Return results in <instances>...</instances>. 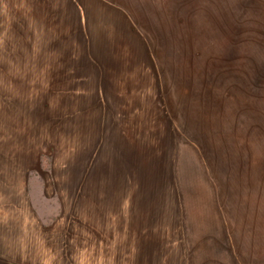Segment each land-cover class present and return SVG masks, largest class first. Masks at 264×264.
Returning a JSON list of instances; mask_svg holds the SVG:
<instances>
[{"label": "rangeland", "instance_id": "obj_1", "mask_svg": "<svg viewBox=\"0 0 264 264\" xmlns=\"http://www.w3.org/2000/svg\"><path fill=\"white\" fill-rule=\"evenodd\" d=\"M145 7L135 28L81 20L71 30L35 4H0V145L78 134L80 164L92 163L80 172V219L92 226L78 264H248L220 231L235 72L197 20Z\"/></svg>", "mask_w": 264, "mask_h": 264}, {"label": "crops", "instance_id": "obj_2", "mask_svg": "<svg viewBox=\"0 0 264 264\" xmlns=\"http://www.w3.org/2000/svg\"><path fill=\"white\" fill-rule=\"evenodd\" d=\"M10 3L35 4L40 17L69 20L71 30L81 20L135 28L146 4L156 14L166 4L173 20H197L202 43L235 72L230 203H221L220 231L235 259L264 264V0H0ZM69 134L59 132L58 146L0 145V264H78L80 238L92 226L80 219V172L92 163L83 157L80 164L78 134Z\"/></svg>", "mask_w": 264, "mask_h": 264}]
</instances>
